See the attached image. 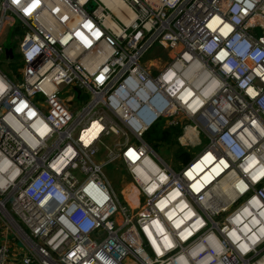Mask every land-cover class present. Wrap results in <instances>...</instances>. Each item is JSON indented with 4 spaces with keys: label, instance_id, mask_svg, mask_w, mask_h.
Masks as SVG:
<instances>
[{
    "label": "built area",
    "instance_id": "2783aa9c",
    "mask_svg": "<svg viewBox=\"0 0 264 264\" xmlns=\"http://www.w3.org/2000/svg\"><path fill=\"white\" fill-rule=\"evenodd\" d=\"M104 110L135 140L121 159L143 208L122 229L102 171L114 157L94 161ZM156 127L206 145L174 171L142 139ZM13 243L19 264L262 259L264 0H0V264Z\"/></svg>",
    "mask_w": 264,
    "mask_h": 264
},
{
    "label": "rangeland",
    "instance_id": "374dc122",
    "mask_svg": "<svg viewBox=\"0 0 264 264\" xmlns=\"http://www.w3.org/2000/svg\"><path fill=\"white\" fill-rule=\"evenodd\" d=\"M4 35L6 37L5 42H9L14 47V44L11 41L12 32H4ZM158 51L159 49L157 47H154V49L152 48L147 53L148 57H146V59L154 57V54L158 53ZM150 54L154 56L149 57ZM13 63L17 66V58H14ZM3 67L5 69V74L8 75V78H10L9 72L14 73V69L6 64H4ZM68 91L69 88L67 87L61 88L59 98L61 100H65L67 97H69ZM88 99L89 95L83 94L80 98V102L85 103ZM78 105L79 102L71 103L73 108L77 107ZM103 114L106 120V127L102 133L103 135L100 138V142L98 143L94 161L96 163H103L107 159L108 154L114 157L112 162L107 163L103 167L102 171L120 206V209H117L113 217L115 223L114 225L119 228L122 226L123 216L134 218L135 214H137L143 208L142 200L137 195V191L135 190V187L132 184L125 169V163L121 159V153L128 145L134 144L135 140L133 139V136L125 130V128L117 124L115 117L107 110H104ZM110 122H113L115 125L110 126ZM177 136L178 134L174 135L173 138L169 140L157 139V141H150V143L144 140L145 136H143L142 139L155 156H157L162 162L168 164L172 170L177 171L193 156L199 153L206 145L205 139L200 136L199 144L181 148L177 146L175 140ZM182 152L186 153V160H184L183 156L180 155ZM219 208H221V205L218 206V209ZM120 210L124 212V215ZM217 220L219 221V218ZM120 229H122V227H120ZM256 261L257 260H255V262Z\"/></svg>",
    "mask_w": 264,
    "mask_h": 264
},
{
    "label": "bare ground",
    "instance_id": "6f19581e",
    "mask_svg": "<svg viewBox=\"0 0 264 264\" xmlns=\"http://www.w3.org/2000/svg\"><path fill=\"white\" fill-rule=\"evenodd\" d=\"M102 130V127L95 123V122H92L86 131H84L83 133H81L80 135V139L82 140L81 142L84 144V145H87L89 144V142L91 140H93ZM129 156L132 155V153L129 151L128 153ZM204 165V166H208L209 164V159L208 158H204L203 161L197 163V165H194L192 168H191V171H189L187 173V177H191V174H192V171H197L199 169V166L198 165ZM217 171H218V167H215L212 172L210 173H207L206 175L202 176L201 179L199 180V184L202 185V187L205 185H208L214 177L217 176ZM196 190V189H195ZM226 189H218L216 191V193H222L224 196H225V193H228L227 191H225ZM206 192H210V191H206ZM255 264H264V257L260 260H258Z\"/></svg>",
    "mask_w": 264,
    "mask_h": 264
},
{
    "label": "trees",
    "instance_id": "16d2710c",
    "mask_svg": "<svg viewBox=\"0 0 264 264\" xmlns=\"http://www.w3.org/2000/svg\"><path fill=\"white\" fill-rule=\"evenodd\" d=\"M5 49H9L10 51L13 49V46L8 42H5L4 44ZM179 133V130L177 128H172L168 130H161L159 127L152 128L151 130L147 131L143 136H145V141L155 142L158 140H169L173 138L174 135H177ZM158 137V138H157ZM183 156V159L186 160L187 157H185L186 153L182 152L180 154Z\"/></svg>",
    "mask_w": 264,
    "mask_h": 264
},
{
    "label": "crops",
    "instance_id": "0c3cea01",
    "mask_svg": "<svg viewBox=\"0 0 264 264\" xmlns=\"http://www.w3.org/2000/svg\"><path fill=\"white\" fill-rule=\"evenodd\" d=\"M21 248L19 247L18 244L16 243H13L11 246H10V255L7 259V263L6 264H19L18 262V259H19V256L21 254Z\"/></svg>",
    "mask_w": 264,
    "mask_h": 264
},
{
    "label": "water",
    "instance_id": "95a60500",
    "mask_svg": "<svg viewBox=\"0 0 264 264\" xmlns=\"http://www.w3.org/2000/svg\"><path fill=\"white\" fill-rule=\"evenodd\" d=\"M4 56L7 58H10L11 57V51L9 49H5L4 50Z\"/></svg>",
    "mask_w": 264,
    "mask_h": 264
}]
</instances>
